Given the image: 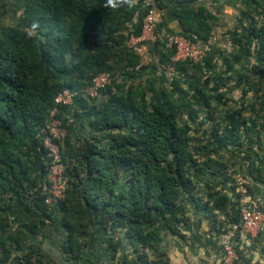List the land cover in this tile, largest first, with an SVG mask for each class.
<instances>
[{
  "label": "trees",
  "instance_id": "1",
  "mask_svg": "<svg viewBox=\"0 0 264 264\" xmlns=\"http://www.w3.org/2000/svg\"><path fill=\"white\" fill-rule=\"evenodd\" d=\"M152 1L164 12L158 29L207 39L215 16L206 2ZM142 2L138 0L132 9H112L104 7L106 0H9L10 12L22 9V13L17 20L12 15L7 28L0 20V196L7 201L5 215L0 211V234L7 233L5 238L0 236V264H77L91 247L100 253L96 236L102 239L117 229L125 230V243L120 241L119 246L132 247L136 255L129 264H159L148 260L146 252L162 242V231L169 229L176 235L178 225L187 223L179 199L194 190V179L209 172L214 152L207 151L203 164L194 159L191 128L180 122L183 110L174 98L175 93L179 100L185 96L178 86L165 92L156 86L155 75L148 84H130L144 69L127 70L139 59L125 44L129 36L141 34ZM243 3L244 16L253 11L261 15V1ZM137 10L138 22L128 28ZM171 22L177 23L176 30L169 27ZM34 23L39 27L30 37ZM247 31L232 40L239 49L225 64L233 71L243 58H254L256 83L250 86L256 91L261 87L262 100L256 102L259 108L252 104L251 110L258 114L264 110V27L251 24ZM150 52H158L160 65L174 67L181 75L211 67L212 49L198 63L172 62L174 51L162 40L151 45ZM101 72L121 80L116 79L96 99L79 94L70 107L55 104L60 92H80ZM199 102L207 106L205 98ZM55 108V118L66 130L61 152L66 189L61 200L47 206L41 191L46 151L37 135ZM228 117L231 128H237L234 115ZM75 143L81 146L79 151ZM198 183L216 188L209 182ZM219 183L223 188L227 184ZM207 196L203 209L212 202L214 210L226 213L228 226L238 221V205L226 193L214 191ZM37 223L47 227L46 253L23 244L38 233ZM105 241L107 259L113 261L117 244L110 245L109 238ZM12 252L16 257L8 263ZM122 263L127 264L125 258Z\"/></svg>",
  "mask_w": 264,
  "mask_h": 264
},
{
  "label": "rangeland",
  "instance_id": "2",
  "mask_svg": "<svg viewBox=\"0 0 264 264\" xmlns=\"http://www.w3.org/2000/svg\"><path fill=\"white\" fill-rule=\"evenodd\" d=\"M202 1L206 2L215 16V20L209 24L210 29L208 31V36L213 38L211 67L201 71L189 69L184 75H181L174 67L161 66L159 53L154 52L151 63L136 73L130 84L133 86L148 84L155 75L156 86L163 88L165 92H172L178 86V89L185 93L181 100H179L178 93L174 94V98H178L179 109L183 110L180 122H186L191 128L190 148L192 155H194V159L203 164L202 160L207 158L208 150L214 154L210 153L212 162L209 163V172L196 180L194 179L196 182L194 190L190 194H183L179 199V204L183 206L187 223L191 218H196L199 222H203L209 231L213 232L217 241H220L221 233L228 227L229 221L225 212L216 211L212 208V202L209 203L207 209H203L204 203L209 199L207 194L218 191L219 193H226L235 205L255 203L264 206V110L261 109L258 114L251 110L252 104L256 105L255 108H259L256 102L262 100L261 87H259L260 91H256L254 87L250 86V84L256 83L254 78L255 61L253 57L243 58L240 63L234 64L233 71L227 69L225 64V60L232 61L233 55L239 49L233 44V39H239L243 31L248 33L247 30L251 24L256 28L264 27V0H259L263 3V7L259 8V11H262L259 16L254 11L244 16L243 11L247 10L243 0ZM8 4L9 0H0V20L4 28L11 25L12 15L17 20L22 13V9L16 13L10 12L11 5ZM138 19L139 11L136 12L135 17L127 24V27L135 26ZM164 31L163 28L160 32L161 37L164 35ZM253 49L254 46H252V51ZM153 64L157 66L155 69ZM217 84L219 87L215 90ZM202 98L207 101L205 107L200 105L199 100ZM186 104L187 106H184ZM238 111L240 115L237 116ZM229 115H234L237 128H231ZM81 123L82 121L75 123L76 131L80 129ZM248 126L250 127L248 128ZM201 147L206 149L196 154V151ZM80 148L81 146L75 143L74 149L79 151ZM66 150L67 147L64 146V152ZM214 170H218L216 175L213 173ZM237 177H241L247 182L244 188V196L238 192V187L235 184ZM198 182H209L212 184L210 186H216V188L211 190ZM218 182H227V184L223 188L220 186L221 183L218 185ZM194 199L197 200L198 205ZM6 204V198L0 196V211L2 208L4 215L7 209ZM228 211L229 209L227 214ZM37 224L38 233L31 240L23 242L24 246L32 244L37 249L46 247L43 237L47 227L43 228L40 223ZM186 224L180 223L178 227ZM178 232L179 229L176 235ZM166 233H170L169 229L162 231L161 236ZM0 236L5 238L7 233L4 232ZM96 237V245L101 248L100 253L97 254L91 247V250L83 251L82 258L77 264H123L124 258L129 264L135 260L136 255L132 247L127 246L122 249L123 245L119 246L120 241L125 243L124 229L111 231L102 239ZM108 238L111 240L110 245L117 244L118 247L113 261L107 259L108 254L104 250L108 246L105 241ZM161 245L162 243H157L155 245L157 249L154 247V249L146 252L148 260L165 264V259L160 256ZM5 247H9L8 243ZM104 256L106 257L104 258ZM15 257L16 254L12 252L8 263L13 262Z\"/></svg>",
  "mask_w": 264,
  "mask_h": 264
},
{
  "label": "built area",
  "instance_id": "3",
  "mask_svg": "<svg viewBox=\"0 0 264 264\" xmlns=\"http://www.w3.org/2000/svg\"><path fill=\"white\" fill-rule=\"evenodd\" d=\"M142 4L141 34L139 36L131 35L125 42L127 49L138 57L139 62L134 67H128V71H139L151 63L150 47L157 40L164 41L166 46L174 51L172 62L198 63L211 51L213 43L211 36H208L207 39H199L194 35L186 37L178 33L164 31V35L161 37L158 24L161 22L164 12L152 0H143ZM118 78V75L101 72L92 78L91 84L87 88L80 92L63 90L55 97L54 102L58 106L70 107L74 98L79 94L85 98L96 99L103 89L112 85ZM56 112L55 108L51 112L49 121L37 135L46 151L47 170L41 191L45 195L44 203L47 206H52L61 200L66 189L65 165L61 155L66 130L63 128V123L55 118ZM235 181L238 192L244 196L247 182L241 177H237ZM237 208L238 221L230 224L220 236V264H239L238 238L242 235L256 236L264 232V211L260 205L242 203ZM229 214H231L230 211ZM11 221H14V218H11Z\"/></svg>",
  "mask_w": 264,
  "mask_h": 264
},
{
  "label": "crops",
  "instance_id": "4",
  "mask_svg": "<svg viewBox=\"0 0 264 264\" xmlns=\"http://www.w3.org/2000/svg\"><path fill=\"white\" fill-rule=\"evenodd\" d=\"M172 23L169 27L176 30L177 23ZM161 30L158 29L159 33ZM178 229L177 235L166 233L162 236L161 251L165 264H220V241H217L213 232L209 231L203 222L191 218L186 225H181ZM45 246L42 247L44 253L49 250L46 244ZM238 252L239 264H264V232L256 236H240Z\"/></svg>",
  "mask_w": 264,
  "mask_h": 264
},
{
  "label": "clouds",
  "instance_id": "5",
  "mask_svg": "<svg viewBox=\"0 0 264 264\" xmlns=\"http://www.w3.org/2000/svg\"><path fill=\"white\" fill-rule=\"evenodd\" d=\"M138 3V0H106L104 7L117 9L119 7H127L128 9L134 8ZM39 27L38 23H34L31 26V30L28 31V35L31 37L35 30Z\"/></svg>",
  "mask_w": 264,
  "mask_h": 264
}]
</instances>
